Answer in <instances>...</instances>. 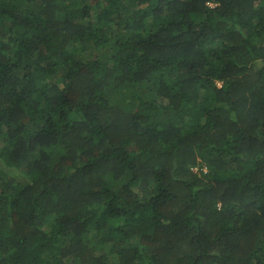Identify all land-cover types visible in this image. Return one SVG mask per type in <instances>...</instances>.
I'll list each match as a JSON object with an SVG mask.
<instances>
[{
  "label": "trees",
  "instance_id": "obj_1",
  "mask_svg": "<svg viewBox=\"0 0 264 264\" xmlns=\"http://www.w3.org/2000/svg\"><path fill=\"white\" fill-rule=\"evenodd\" d=\"M0 264H264V0H0Z\"/></svg>",
  "mask_w": 264,
  "mask_h": 264
},
{
  "label": "rangeland",
  "instance_id": "obj_2",
  "mask_svg": "<svg viewBox=\"0 0 264 264\" xmlns=\"http://www.w3.org/2000/svg\"><path fill=\"white\" fill-rule=\"evenodd\" d=\"M195 170H197V169H195Z\"/></svg>",
  "mask_w": 264,
  "mask_h": 264
}]
</instances>
